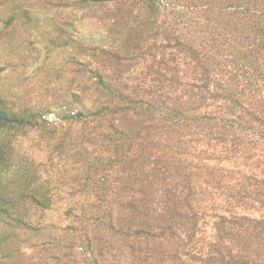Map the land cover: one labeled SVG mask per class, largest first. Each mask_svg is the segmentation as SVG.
Segmentation results:
<instances>
[{
	"label": "trees",
	"instance_id": "obj_1",
	"mask_svg": "<svg viewBox=\"0 0 264 264\" xmlns=\"http://www.w3.org/2000/svg\"><path fill=\"white\" fill-rule=\"evenodd\" d=\"M68 2L76 58L36 76L42 94L77 67L70 102L0 90V264L22 231L51 264H264V218L217 215L200 234L187 154L199 134L264 140V0Z\"/></svg>",
	"mask_w": 264,
	"mask_h": 264
},
{
	"label": "rangeland",
	"instance_id": "obj_2",
	"mask_svg": "<svg viewBox=\"0 0 264 264\" xmlns=\"http://www.w3.org/2000/svg\"><path fill=\"white\" fill-rule=\"evenodd\" d=\"M180 1L184 4L187 0ZM68 4V0H0V29L5 26V20L9 24V29L0 40V90L6 97L33 105H46L49 101H59V105L70 102V95L77 89L75 83L70 87L68 82L73 77L71 73L77 72V67L70 68L71 73L68 69L62 70L63 76L52 78H55L53 85L58 90L46 89L42 94H38L43 90L38 88V81L43 77L36 76L41 72L49 77L51 68L76 58L74 46L66 45L59 37V30L64 24L63 8ZM43 15H48V23L35 19ZM78 24L74 22L73 27L77 29ZM141 66L132 72L138 70L143 77L147 71L144 65ZM18 96L23 97L20 100ZM47 119L55 123L58 115L56 112L50 113ZM203 135L187 140V154L202 183L195 192L196 207L201 215L200 234L211 235L209 225L217 215L264 218V140L252 134L243 137V141L229 137V141L224 142L215 136ZM33 137H22L20 144L24 149L30 148ZM34 151L37 153L38 149L34 148ZM258 189L263 193L256 198ZM66 207L67 204L63 203L61 208ZM45 215L47 222L51 219L58 222L60 219L58 213ZM22 232L25 233V240L20 237L16 239L15 254L3 257L2 264L53 263L50 257L59 253H52L54 249L46 251V247L39 245L30 246L26 241V231Z\"/></svg>",
	"mask_w": 264,
	"mask_h": 264
}]
</instances>
